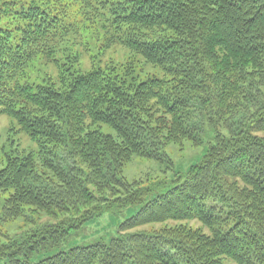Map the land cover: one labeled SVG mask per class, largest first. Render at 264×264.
<instances>
[{
    "label": "trees",
    "instance_id": "16d2710c",
    "mask_svg": "<svg viewBox=\"0 0 264 264\" xmlns=\"http://www.w3.org/2000/svg\"><path fill=\"white\" fill-rule=\"evenodd\" d=\"M78 1L104 50L83 46L88 70L61 47L74 25L60 3L0 0V116L38 149L6 153L0 226L35 223L28 213L57 219L16 238L0 230V260L264 264V0ZM116 46L127 61L104 65ZM39 57L58 74L30 83ZM206 126L214 141L172 181L123 177L135 158L173 166L166 148L203 145ZM136 205L109 244L33 260L104 213ZM149 224L166 226L130 234Z\"/></svg>",
    "mask_w": 264,
    "mask_h": 264
},
{
    "label": "rangeland",
    "instance_id": "374dc122",
    "mask_svg": "<svg viewBox=\"0 0 264 264\" xmlns=\"http://www.w3.org/2000/svg\"><path fill=\"white\" fill-rule=\"evenodd\" d=\"M60 3L65 10H68V15L74 25L71 29V35L65 43L61 45L62 49L72 47L74 51L78 52L81 56L78 67L80 69L88 70L91 66V61L86 55L83 48L85 44L91 46V52L97 53L98 50L102 51L101 41H95V17L84 11L83 3L78 0H55ZM93 20V21H92ZM97 21V20H96ZM97 27V26H96ZM71 42V44H70ZM72 44H76L74 47ZM101 46V47H100ZM101 49V50H100ZM59 57L61 55L58 54ZM129 56L128 51L122 46H116L110 51L106 52L103 58V64H110L113 61L115 64H124ZM58 74L57 66L54 64L46 63L40 57L32 62L30 69L28 70L27 77L30 83H41L44 77L50 75L56 77ZM144 75V74H143ZM142 75V76H143ZM11 121L7 116H0V170L5 167L7 163L6 153L11 151L20 150L26 153H37V146L30 141V139L24 134H15L11 130ZM103 131L115 134L110 128L103 126ZM204 144L195 147L190 142H185L183 146L172 144L166 148L167 155L173 161V166L169 163H161L156 160L135 158L131 163L125 166L123 170V177L128 181L142 180L146 186L152 185L158 181H172L176 172L182 173L189 169L193 164L200 161L203 154L206 152L210 143L214 141V134L208 126L204 128ZM3 202H0V213L2 210ZM141 205L132 206L122 210H113L104 213L102 216L86 223L81 229L73 231L70 236L62 242L59 246L49 249L46 252H42L39 255H35L33 260L35 262L44 260L46 258L55 256L60 253L68 252L71 249L79 247H87L97 243L109 244L113 239L121 237L120 225L135 215ZM28 217H32L31 220H35L36 225H42L43 223H56L57 219L50 218L46 215H33L28 213ZM35 223L25 221V218H21L13 223L4 224L0 226L1 233L10 235L14 238L20 237L25 232L30 230ZM34 224V225H32ZM175 224L174 222L168 223ZM166 225L149 224L140 228L134 229L130 232L135 233L139 231H153L163 228ZM0 233V245L1 242H6L7 237L2 236ZM6 260H0V264H6Z\"/></svg>",
    "mask_w": 264,
    "mask_h": 264
}]
</instances>
